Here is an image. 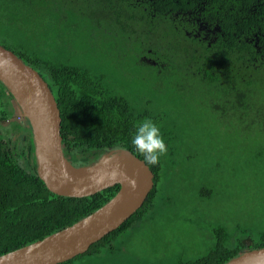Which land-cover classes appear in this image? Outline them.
I'll use <instances>...</instances> for the list:
<instances>
[{"label": "trees", "instance_id": "1", "mask_svg": "<svg viewBox=\"0 0 264 264\" xmlns=\"http://www.w3.org/2000/svg\"><path fill=\"white\" fill-rule=\"evenodd\" d=\"M21 1L23 7L6 8L0 15L15 14L16 21L22 19L29 28L4 35L11 40L3 47L34 68L53 91L61 113L64 149L73 165L91 164L111 149H127L143 160L131 144V136L134 125L145 118L160 126L166 143L168 137L177 143L180 140L176 121L164 128L160 124L163 115L152 111L150 105L134 108L103 84V76L43 52L44 37L63 45L68 44L67 39L73 44L71 38L86 36L91 42L94 34L81 35L87 25L107 36L104 42L110 48L122 50L125 62L133 54L139 59L142 54L153 57L154 67L136 61L120 71L121 78L137 72L143 81V76L157 75L149 72L152 69L160 67L161 73L172 74L174 68V75L194 77L196 95L189 98L204 107L201 111L210 120L217 118L230 125L236 120L249 121L264 131V0ZM2 6L4 0H0L3 11ZM144 34L148 35L145 40ZM167 52L169 62L158 66L154 55ZM176 89L168 85L164 93L173 96ZM15 117L13 96L0 81V256L73 225L105 205L120 189L114 186L84 198L50 192L37 174L31 128L25 119L23 123ZM186 117L190 116L185 114L183 125L191 130L194 127ZM192 140L196 142L194 137L184 136L183 143L192 144ZM167 147L160 163L148 165L155 185L143 206L87 253L61 264H75V259L90 254L93 248L111 251L117 237L154 216L156 197L161 189L166 191V180L176 164L173 160H177L172 146ZM212 172L217 178V169ZM214 232L217 241L208 254L177 264H225L246 250L264 247V233L256 241L233 244L224 227Z\"/></svg>", "mask_w": 264, "mask_h": 264}, {"label": "rangeland", "instance_id": "2", "mask_svg": "<svg viewBox=\"0 0 264 264\" xmlns=\"http://www.w3.org/2000/svg\"><path fill=\"white\" fill-rule=\"evenodd\" d=\"M4 1L5 7L2 6L0 13L6 12V8L24 6L21 0ZM16 18L15 14L0 15V45L11 40L5 36L12 34L14 29L29 28L28 23L26 26L22 19L16 21ZM88 32L94 34L91 42L87 41ZM81 35L86 38H71L73 44L67 39L68 44L64 45L62 41L44 37L43 52L57 61L74 63L103 76V84L124 96L134 108L150 105L152 111L163 115L160 124L164 128L176 121L180 140L177 143L168 137L166 144L172 146L177 160H173L176 164L172 165L173 173L166 180V191L159 188L154 216H150L146 224L117 237L111 251L93 248L90 254L73 262L177 264L179 260L198 259L208 254L217 241L214 231L221 227L225 228L233 244L240 240L249 242L247 239L256 241L264 233V131L249 121L236 120L230 125L220 123L222 120L217 118L210 120L201 111L204 107L189 98V95H196L194 77L174 75V68L172 74L161 73L160 67L152 69L149 72L157 75L143 76V81L137 72L134 76L121 78L120 71H126L136 61H145L143 66L154 67L153 57L142 54L139 59L133 54L125 62L123 51L110 48L104 42L107 36L98 34V30L87 25ZM147 36L144 34L143 40ZM168 55V52L163 56L154 55L155 63L165 66L169 62ZM168 85L177 88L175 96L164 93ZM185 114L190 116L186 120L194 127L191 130H186L183 125ZM24 119L16 109L15 120L26 123ZM184 136L194 137L196 142L192 140V144L186 145ZM197 153H200L199 157H195ZM212 169H217V178ZM212 193L215 195L209 199Z\"/></svg>", "mask_w": 264, "mask_h": 264}, {"label": "water", "instance_id": "3", "mask_svg": "<svg viewBox=\"0 0 264 264\" xmlns=\"http://www.w3.org/2000/svg\"><path fill=\"white\" fill-rule=\"evenodd\" d=\"M0 81L31 128L37 174L50 192L84 198L120 187L110 201L87 217L0 256V264L68 262L87 253L136 213L154 188L155 175L144 160L127 149H111L91 164L73 165L65 153L61 113L51 88L34 68L2 45ZM225 264H264V247L246 250Z\"/></svg>", "mask_w": 264, "mask_h": 264}, {"label": "clouds", "instance_id": "4", "mask_svg": "<svg viewBox=\"0 0 264 264\" xmlns=\"http://www.w3.org/2000/svg\"><path fill=\"white\" fill-rule=\"evenodd\" d=\"M134 129L131 144L137 152L142 154L145 164L157 165L160 163L161 157L168 152L160 126L152 119L145 118L136 123Z\"/></svg>", "mask_w": 264, "mask_h": 264}]
</instances>
